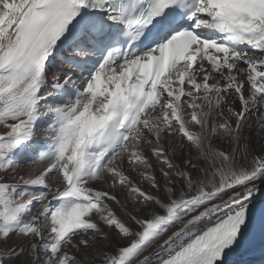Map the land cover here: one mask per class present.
I'll use <instances>...</instances> for the list:
<instances>
[{
	"label": "snow or ice",
	"instance_id": "obj_1",
	"mask_svg": "<svg viewBox=\"0 0 264 264\" xmlns=\"http://www.w3.org/2000/svg\"><path fill=\"white\" fill-rule=\"evenodd\" d=\"M254 214L264 0H0V264H224Z\"/></svg>",
	"mask_w": 264,
	"mask_h": 264
},
{
	"label": "bare ground",
	"instance_id": "obj_2",
	"mask_svg": "<svg viewBox=\"0 0 264 264\" xmlns=\"http://www.w3.org/2000/svg\"><path fill=\"white\" fill-rule=\"evenodd\" d=\"M63 56L70 55V53L65 50L62 53ZM58 67H63L66 69V65L59 64ZM52 72H49V78H51ZM41 123H46V121H42ZM39 139H43V135L41 134ZM40 167H34L32 169H23L21 170V174L25 175H34L40 171ZM54 203V202H53ZM255 212V210H254ZM105 231H109L105 229ZM109 237L113 241V247L108 248L107 251L109 253H114L116 251V244H126L127 241H121L120 238L116 237L113 233L109 231ZM9 243H23V241L17 240L15 237ZM97 264H100V258L96 257ZM224 264H264V236L260 238H250L247 237L245 242L228 252L225 257Z\"/></svg>",
	"mask_w": 264,
	"mask_h": 264
}]
</instances>
